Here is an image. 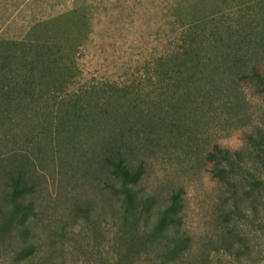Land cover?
<instances>
[{"label": "rangeland", "instance_id": "rangeland-1", "mask_svg": "<svg viewBox=\"0 0 264 264\" xmlns=\"http://www.w3.org/2000/svg\"><path fill=\"white\" fill-rule=\"evenodd\" d=\"M204 15H212L207 28L242 39L264 67V0H0L2 82L23 80L11 69L29 72L24 62L35 58L36 43H62L72 66L64 90L55 91L61 77H35L34 70L43 89L12 96L19 102L6 108L0 102V194L12 174L32 182L38 215L31 223L55 264H113L123 243L128 260L151 264L157 244L145 245L141 231L180 189L187 226L215 234L222 187L207 151L245 146L264 117V96L255 78L238 77L227 63L192 62L180 63L185 75L196 74L194 84L180 83L188 93L167 94L177 72L164 58L179 48L183 22ZM107 157L141 169L134 188L156 198L140 233L131 216L140 205L120 198L122 180ZM242 231L258 252L259 221L244 218ZM5 243L0 264L17 249L11 237Z\"/></svg>", "mask_w": 264, "mask_h": 264}, {"label": "trees", "instance_id": "trees-1", "mask_svg": "<svg viewBox=\"0 0 264 264\" xmlns=\"http://www.w3.org/2000/svg\"><path fill=\"white\" fill-rule=\"evenodd\" d=\"M76 11L78 7H75L73 12ZM63 17L64 14L44 21V24L58 23ZM210 18L212 15H204L183 22L179 48L174 54L169 53V58H164L166 62L174 64L177 72L173 76L174 87L167 94L174 92L173 96H176L185 92L180 85L183 81L190 84L196 82L195 73L185 75L181 70L180 63L187 66L188 62H192L203 63L208 68H219V65L227 63V70H235L234 73L238 77L248 73L250 77L255 78L259 82L260 93L264 96V67L253 63L251 49L245 46L242 39L233 36L218 37L222 33L221 29L207 28ZM32 46H36L35 58L24 62L29 72L20 73L11 69L15 75L17 72L22 76L23 80L2 82L0 79V102H3V108L8 107L14 100L19 102V99H13L12 96L32 95L38 92L39 88L43 89L44 82L34 79V70L35 77L37 73L43 78L61 77L62 80L56 84L55 91L64 90L68 85L66 79L72 76L68 69L72 66L67 64L68 56L62 43L56 49L52 45L42 43ZM4 67L8 68L7 65H0V70ZM187 93L186 90L185 94ZM207 157L213 165V175L222 187L215 207V234L208 236L204 232L191 231L183 213V191L177 190L168 203L161 204V207L155 210V221L143 226L141 231L147 239L144 241L145 245L150 243L148 239L153 241L152 244H157V253L155 258L151 259V264H247L251 261H254V264H264V117L255 130L247 135L245 146L232 150L215 144L207 151ZM107 162L122 180L118 189L120 198L140 205H133L131 213V216H135L134 226L137 225L134 229L136 233H140L139 220L144 212H147L148 218L151 217L152 205L156 204V198L151 193L140 195L134 188L133 185L141 177V169L130 167L124 157H107ZM253 169L258 173L257 176L251 173ZM32 189V182L26 180L22 172H18L10 176L0 194V249L6 244V237L13 238L17 244L15 253L7 258V264H55L52 254L42 253L46 245L36 240L37 233L31 221L38 212L32 198ZM235 212H240L239 216ZM122 213L123 226L130 214L128 209L126 213L121 211ZM249 217L259 221L258 252L243 238L245 233L242 231V220ZM134 242V238L128 241L132 244ZM123 246L124 243L121 244V250L113 264H138L137 260H128L125 257ZM256 253L259 254L258 257Z\"/></svg>", "mask_w": 264, "mask_h": 264}]
</instances>
